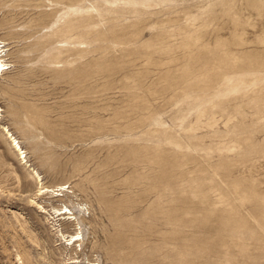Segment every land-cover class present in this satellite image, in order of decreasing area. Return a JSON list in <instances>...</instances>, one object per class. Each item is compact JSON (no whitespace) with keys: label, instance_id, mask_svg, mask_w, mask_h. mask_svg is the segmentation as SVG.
Returning a JSON list of instances; mask_svg holds the SVG:
<instances>
[{"label":"rangeland","instance_id":"374dc122","mask_svg":"<svg viewBox=\"0 0 264 264\" xmlns=\"http://www.w3.org/2000/svg\"><path fill=\"white\" fill-rule=\"evenodd\" d=\"M0 45V264H264V0H0Z\"/></svg>","mask_w":264,"mask_h":264},{"label":"bare ground","instance_id":"6f19581e","mask_svg":"<svg viewBox=\"0 0 264 264\" xmlns=\"http://www.w3.org/2000/svg\"><path fill=\"white\" fill-rule=\"evenodd\" d=\"M1 46V45H0ZM0 55H1V47H0ZM2 56H0V75L2 74L3 71H5L7 68L5 66V64H3V61L1 60ZM6 134L9 136V138L12 140V147H14L15 149L17 148L18 151L21 153V149L19 147V144L18 142L12 138L11 134L9 133L8 130H5ZM22 154V153H21ZM25 157H23L24 159ZM37 178L39 177L37 174H36ZM40 182V180H39ZM65 189L66 187L65 186H57V188H54V189H50V188H41L40 192L41 194H47V193H52L54 194L53 195V198H56V197H63L62 193L65 192ZM38 205V204H37ZM36 205V206H37ZM62 209V208H61ZM61 209H53V213H54V216H55V219L57 221H68V220H71V216H67V214L69 213V211L67 210H64L62 211ZM48 210V209H47ZM41 212L42 213H46L45 211V208H41ZM52 214V213H51ZM74 221V220H73ZM77 232V231H76ZM63 236V235H62ZM66 236V235H65ZM62 238V237H61ZM65 238V237H64ZM82 238L80 236L79 233H75L73 235H70L68 236L65 240H64V245L66 246L65 249H69L71 250L74 246H76L79 242H81ZM80 247V245H79ZM78 249V248H77ZM76 250V248H75ZM20 257V256H18ZM19 261V260H18ZM20 262V261H19ZM71 263H76V260H72ZM21 264V263H20Z\"/></svg>","mask_w":264,"mask_h":264}]
</instances>
